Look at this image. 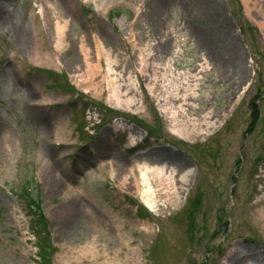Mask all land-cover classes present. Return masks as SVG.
Instances as JSON below:
<instances>
[{"label": "rangeland", "instance_id": "1", "mask_svg": "<svg viewBox=\"0 0 264 264\" xmlns=\"http://www.w3.org/2000/svg\"><path fill=\"white\" fill-rule=\"evenodd\" d=\"M26 186L46 264H264V0H0V264Z\"/></svg>", "mask_w": 264, "mask_h": 264}, {"label": "bare ground", "instance_id": "2", "mask_svg": "<svg viewBox=\"0 0 264 264\" xmlns=\"http://www.w3.org/2000/svg\"><path fill=\"white\" fill-rule=\"evenodd\" d=\"M104 55L106 56L107 52H105ZM107 67H108V71H110L111 68H113V65L110 61L107 62ZM98 68H99V63L91 67L93 71H96ZM189 99L186 98L177 99L176 101L182 103L183 109L184 108L187 109L186 114L189 117V120L186 121L184 125L185 130L190 131L193 134H197L202 127H207L209 124H211V122L217 116L211 115V113H207L206 110H198L197 108H193L194 100L191 96ZM195 112H198L199 116L195 115L194 114ZM130 142L132 144L135 143L133 140ZM165 171L166 169L162 165L145 167V170L141 171L140 173L142 182L147 185L151 181V179L158 180L162 175L166 173ZM94 243L95 241L89 243L87 249H90L94 252V254H97V250L95 251Z\"/></svg>", "mask_w": 264, "mask_h": 264}, {"label": "trees", "instance_id": "3", "mask_svg": "<svg viewBox=\"0 0 264 264\" xmlns=\"http://www.w3.org/2000/svg\"><path fill=\"white\" fill-rule=\"evenodd\" d=\"M21 198L26 203L28 215L32 218L31 224L35 230L34 234L37 238V243H39V264H46L48 263L47 253L43 250L41 241L48 234L49 225L42 210L41 200L40 198L33 197L28 191H24Z\"/></svg>", "mask_w": 264, "mask_h": 264}]
</instances>
